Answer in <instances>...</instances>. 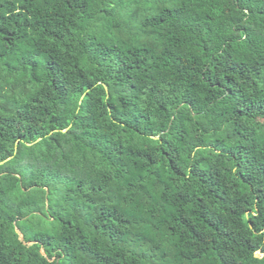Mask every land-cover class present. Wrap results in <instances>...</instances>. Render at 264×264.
<instances>
[{
    "label": "trees",
    "instance_id": "trees-1",
    "mask_svg": "<svg viewBox=\"0 0 264 264\" xmlns=\"http://www.w3.org/2000/svg\"><path fill=\"white\" fill-rule=\"evenodd\" d=\"M0 264H264V0H0Z\"/></svg>",
    "mask_w": 264,
    "mask_h": 264
}]
</instances>
